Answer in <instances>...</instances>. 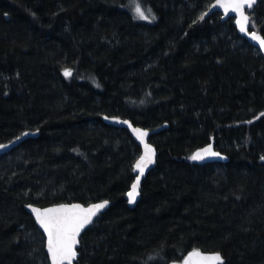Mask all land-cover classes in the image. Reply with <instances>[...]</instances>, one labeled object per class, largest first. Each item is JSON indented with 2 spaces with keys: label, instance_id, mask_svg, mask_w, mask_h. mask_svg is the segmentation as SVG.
Segmentation results:
<instances>
[{
  "label": "trees",
  "instance_id": "16d2710c",
  "mask_svg": "<svg viewBox=\"0 0 264 264\" xmlns=\"http://www.w3.org/2000/svg\"><path fill=\"white\" fill-rule=\"evenodd\" d=\"M142 1L156 23L130 0H0V144L39 133L0 158V264H50L26 204L103 200L75 264H264V58L234 19H198L215 0ZM250 13L264 37V0ZM103 116L168 126L133 209L141 149ZM212 141L228 163L188 159Z\"/></svg>",
  "mask_w": 264,
  "mask_h": 264
},
{
  "label": "snow or ice",
  "instance_id": "6c2138e0",
  "mask_svg": "<svg viewBox=\"0 0 264 264\" xmlns=\"http://www.w3.org/2000/svg\"><path fill=\"white\" fill-rule=\"evenodd\" d=\"M256 2L257 0H216L212 7L223 9L225 15L229 12L235 13V16L230 19H235L239 31L248 35L251 13L246 14L245 9H253ZM127 7L133 12V19L155 20L151 7H143L139 0H130ZM207 15L208 12H202L198 19L203 21ZM196 22L194 20L193 24ZM251 23L254 25L255 22L251 21ZM250 36L252 40L258 41L260 47L264 49V38H261L256 32H251ZM63 75L66 78H70L72 76V69L64 68ZM260 117H264V112H261L257 119ZM104 119L109 120L110 118L105 116ZM111 119L114 122L127 125L139 143L143 145V153L132 165V170L138 174L132 180L130 188L124 193L127 196V203L135 204L137 197L141 194V178L145 175L146 169L155 163L156 149L146 141V137L149 136L148 130L134 127L128 120H119L117 117H112ZM246 123L250 124L252 121L249 120ZM29 134L28 132L22 133L23 136H28ZM31 134L34 135L35 133ZM16 139L20 140L21 137L18 136ZM7 147V145L0 144V150ZM206 158L227 159L220 152L214 151L211 144L195 151L188 157L191 161H204ZM260 159L264 161V156H261ZM108 204V200L91 203L87 207L80 203H61L44 208L26 204L25 207L29 208L31 213L34 214L35 222L43 229L42 242L43 237L46 236L47 256L45 259H50L51 264H73L78 255L77 245L80 243L79 238L82 231L93 223V218L102 209L106 208ZM149 259H153V257ZM173 264H176L175 260H173ZM182 264H224V261L219 252L203 254L200 250L194 249L186 258H183Z\"/></svg>",
  "mask_w": 264,
  "mask_h": 264
},
{
  "label": "water",
  "instance_id": "95a60500",
  "mask_svg": "<svg viewBox=\"0 0 264 264\" xmlns=\"http://www.w3.org/2000/svg\"><path fill=\"white\" fill-rule=\"evenodd\" d=\"M215 2H216V0L211 4V6H210V8H209V10H208V14H212V13H215V12L220 13V14L222 15V21H223V22H225V21L229 20L231 17H234V16H235V13H231V12H229L227 15H225L223 9H221V8H213L212 5L215 4ZM258 2H259V0H257L256 4L253 6V9H251V10L245 9L246 14H248V12L253 11L254 8L256 7V5L258 4ZM234 20H235V19H234ZM235 25H236V23H235ZM236 27H237V29H238V31H239V28H238L237 25H236ZM239 32H240V31H239ZM251 32H254V31L251 30V28H250V23H249V25H248V33H249V34L246 35L245 33H241V32H240V34H241L243 37H245V38L249 41L250 44H252L256 49H258V50L261 52V54H262V56H263V58H264V49H262V48L260 47V44H259L258 41H254V40L251 39V36H250V33H251ZM256 34L259 35V36H261V38H264L260 33H256ZM104 117H105V116H103L102 119H103V121H104L107 125H109V126H113V127H115V128H118V129H127V130L129 131V133H130L132 139L134 140V142L137 143L138 146L140 147V149H141V154L143 153V145H141V144L139 143V141L136 139L135 135L133 134L132 130H131L127 125L112 121V119H111L112 117H109V118H110L109 120H105ZM117 118H119V117H117ZM119 120H128V121H129L134 127H139V128H141V129L148 130V131H149V136L146 137V141L149 142V143H150V144L156 149L155 163L152 164V165H150V166L146 169L145 175L141 178V186H140V193H141L142 185H143L144 180L146 179V177H147V175H148L149 173H151L152 171H154V170L156 169L157 164H158V150H157V147L152 143V140H151V139H152L153 136L159 135L161 132H163L165 129H167L168 126H158L157 128L149 129V128H146V127H143V126H136V125L133 124L129 119H122V118H119ZM27 132L30 133V134H29L28 136H23V135H21V136H20V137H21L20 140L14 139V140L11 141V142H8V143H6V144H2V145H7L8 147L5 148V149L0 150V158L3 157V156H5V155H8V154L11 153V152H13L17 147H19V146H20L22 143H24L26 140L31 139V138H37V137L39 136V133H38V132H30V131H27ZM31 133H35V134L33 135V134H31ZM212 148H213V150L215 149V148H214V144H212ZM214 151H215V150H214ZM221 155H222V154H221ZM222 156H224V155H222ZM224 157H226V156H224ZM228 161H229V159H228V157H227V159L206 158L204 161H195V162L198 163V164H214V163H223V162H228ZM134 174L137 175L138 173L134 172ZM141 197H142V194H140V196L137 197V201H136L135 204H129V203H127L128 207L131 208V209L135 208V207L137 206V204L139 203V201L141 200ZM126 199H127V196H126ZM65 204H67V203H65ZM82 205H83V204H82ZM111 205H112V204L109 202L108 206H107L106 208L102 209V210L97 214V216H95V217L93 218V223H92L91 225H88V226L82 231L81 236H80V238H79L80 240H81L82 235L85 233V231H86L87 229L91 228V227L96 223V221L98 220V218H99L100 216H102L104 213H106V212L108 211V209L111 207ZM84 206H85V205H84ZM35 207H37V206H35ZM49 207H51V206H49ZM85 207H87V206H85ZM40 208H41V207H40ZM25 209H26V211L29 213V215L33 218V220L35 221V216H34V214L31 213L30 209L27 208V207H25ZM35 224H36V226L38 227V229L40 230V232L43 234V229L40 228V226H39L36 222H35ZM44 238H45V241H46V236H44ZM80 246H81V245H80V243H79V244L77 245V253H78V249L80 248ZM46 253H47V250H46ZM202 253H203V254H210V253H204V252H202ZM221 256H222V255H221ZM77 258H78V255H77ZM77 258H76V260L73 262V264L76 263ZM222 258H223V256H222ZM223 261H224V258H223ZM49 263L51 264L50 259H49ZM176 264H182V263H176Z\"/></svg>",
  "mask_w": 264,
  "mask_h": 264
},
{
  "label": "bare ground",
  "instance_id": "6f19581e",
  "mask_svg": "<svg viewBox=\"0 0 264 264\" xmlns=\"http://www.w3.org/2000/svg\"><path fill=\"white\" fill-rule=\"evenodd\" d=\"M125 130H127V129H125ZM127 131H128V130H127ZM128 132H129V131H128ZM129 134H130V133H129ZM130 136H131V135H130ZM210 144H211V145L214 144V148H215L214 150H215V151L220 152L222 155L226 156L224 153H222L220 150H218V149L216 148L215 141H212ZM208 145H209V144H208ZM208 145H207V146H208ZM207 146H205V147H207ZM140 155H141V154H140ZM226 157H227V156H226ZM228 159H229V158H228ZM193 162L196 163L195 161H193ZM228 162H229V161H228ZM228 162H223V163H228ZM223 163H222V164H223ZM196 164H198V163H196ZM201 165H203V164H201ZM134 175H135V174H134ZM100 202H101V201H100ZM109 202H110V201H109ZM95 203H98V202H95ZM110 203H111V202H110ZM80 204H81V203H80ZM111 204H112V203H111ZM51 206H53V205H51ZM85 206H88V205H85ZM37 207H38V206H37ZM48 207H49V206H48ZM41 208H44V207H41Z\"/></svg>",
  "mask_w": 264,
  "mask_h": 264
},
{
  "label": "rangeland",
  "instance_id": "374dc122",
  "mask_svg": "<svg viewBox=\"0 0 264 264\" xmlns=\"http://www.w3.org/2000/svg\"><path fill=\"white\" fill-rule=\"evenodd\" d=\"M141 5H142L143 7H145V8H147L146 5L143 3L142 0H141ZM138 20H139V19H138ZM139 21L147 22V23H156V22H157V19H156V20H150V21H145V20H139Z\"/></svg>",
  "mask_w": 264,
  "mask_h": 264
},
{
  "label": "flooded vegetation",
  "instance_id": "af4514ba",
  "mask_svg": "<svg viewBox=\"0 0 264 264\" xmlns=\"http://www.w3.org/2000/svg\"><path fill=\"white\" fill-rule=\"evenodd\" d=\"M127 200V199H126Z\"/></svg>",
  "mask_w": 264,
  "mask_h": 264
}]
</instances>
